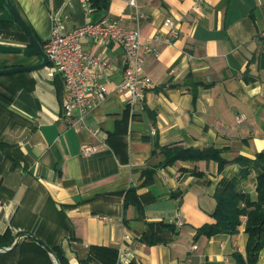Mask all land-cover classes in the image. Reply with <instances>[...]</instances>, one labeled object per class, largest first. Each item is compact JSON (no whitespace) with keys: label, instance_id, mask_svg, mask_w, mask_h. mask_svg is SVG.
I'll list each match as a JSON object with an SVG mask.
<instances>
[{"label":"crops","instance_id":"0c3cea01","mask_svg":"<svg viewBox=\"0 0 264 264\" xmlns=\"http://www.w3.org/2000/svg\"><path fill=\"white\" fill-rule=\"evenodd\" d=\"M13 2L42 45L56 27L71 32L109 15L139 29L152 50L142 72L150 79L145 100L131 106L117 88L122 47L83 43L112 64L107 99L87 121L96 135L75 131L62 116L64 81L50 63L0 76V248L31 234L61 250L66 264H235V252L246 254L247 217L235 235L198 229L215 222L218 184L239 175V164L223 173L214 161L166 166L159 148L226 149L228 160L264 153V0H204L201 9L199 0H136V7L108 0L102 9L92 0ZM168 18L178 25L174 38L164 27ZM20 29L0 0V44L24 50ZM23 50L0 54V69L41 61ZM83 143L100 151L84 156ZM256 176L241 183L252 200ZM161 222L175 231L160 233L154 245L138 239L146 223ZM40 246L24 238L0 252V264H55ZM128 251L132 258L121 263Z\"/></svg>","mask_w":264,"mask_h":264},{"label":"built area","instance_id":"2783aa9c","mask_svg":"<svg viewBox=\"0 0 264 264\" xmlns=\"http://www.w3.org/2000/svg\"><path fill=\"white\" fill-rule=\"evenodd\" d=\"M204 0H199L197 9H201ZM130 6L136 7V0H128ZM93 9L89 8L88 12ZM139 18V17H138ZM169 37L178 35V25L168 18L164 22ZM53 35L43 44V50L48 55L49 63L63 78L65 101L62 107V116L69 126L77 132L90 131L94 135L97 131L88 125L89 116L100 107L107 99V86L111 83L110 73L112 64L105 57L89 53L84 50L83 43L92 40L100 46L110 43L122 47L126 59L123 79L118 90L128 96L131 106L142 105L145 100L144 83L150 79L142 76L146 54L151 52L150 44L142 42L139 29L124 27L121 20L105 16L96 22H88L71 32L63 27H56ZM236 120H246L245 115H237ZM84 156H92L100 151V147L89 143L81 145ZM105 219V218H104ZM183 221L178 219L176 226H183ZM125 240L131 241V233H125ZM196 248V246H194ZM128 251L121 263H125L132 254Z\"/></svg>","mask_w":264,"mask_h":264},{"label":"trees","instance_id":"16d2710c","mask_svg":"<svg viewBox=\"0 0 264 264\" xmlns=\"http://www.w3.org/2000/svg\"><path fill=\"white\" fill-rule=\"evenodd\" d=\"M92 2L98 9L105 8L108 5V0H92ZM11 20L14 22L12 18ZM21 39L27 42V46L23 50L24 55L27 57L35 56L37 52L23 31ZM159 149L165 156L164 165L166 166L175 164L178 161H214L218 165V171L223 173L229 164H239L241 168L239 175L231 178L224 177L218 184L214 194L216 207L212 215L215 222L199 228L198 233L209 237L222 233L235 235L239 231L242 217H247L246 233L248 241L246 254L235 252V264H257L264 249V153H258L254 160L241 156L228 160L225 157L226 149L214 147L195 149L173 145L160 147ZM252 172L257 174V197L255 200H252L250 195L241 189L242 181L246 180ZM146 175H149V173H146ZM124 224H126L125 220ZM145 225V229L140 232L138 239L148 245L161 242L160 233L168 230L175 231L176 229L174 224L164 222L146 223ZM53 250L60 263L66 264L62 251L59 249Z\"/></svg>","mask_w":264,"mask_h":264},{"label":"water","instance_id":"95a60500","mask_svg":"<svg viewBox=\"0 0 264 264\" xmlns=\"http://www.w3.org/2000/svg\"><path fill=\"white\" fill-rule=\"evenodd\" d=\"M4 8L7 10L11 18L14 22L21 28V30L27 35L30 44L34 47L37 52L38 57L41 58V61L35 65H17L13 67H8L4 69H0V76L14 74L19 72H32V71H39L44 69L49 64L48 55L44 52L42 44L38 40L35 33L32 31L28 23L24 20L21 16L19 10L15 6L13 0H2ZM22 48L16 45H7V44H0V54H20L22 53ZM28 238L31 239L33 242L41 245L43 249L49 253L52 258L54 259L55 264H61L59 258L57 257L55 251L44 241L38 239L37 237L31 234H23L21 235L15 243L10 247L0 248V252H10L13 251L21 242L22 239Z\"/></svg>","mask_w":264,"mask_h":264}]
</instances>
